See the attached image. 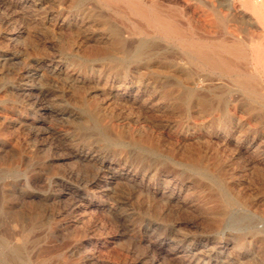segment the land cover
<instances>
[{
    "label": "rangeland",
    "instance_id": "obj_1",
    "mask_svg": "<svg viewBox=\"0 0 264 264\" xmlns=\"http://www.w3.org/2000/svg\"><path fill=\"white\" fill-rule=\"evenodd\" d=\"M247 1L181 14L258 41L264 96ZM176 52L122 3L0 0V264H264V119Z\"/></svg>",
    "mask_w": 264,
    "mask_h": 264
},
{
    "label": "bare ground",
    "instance_id": "obj_2",
    "mask_svg": "<svg viewBox=\"0 0 264 264\" xmlns=\"http://www.w3.org/2000/svg\"><path fill=\"white\" fill-rule=\"evenodd\" d=\"M99 1L110 5L122 3L135 19L139 20L140 23L143 22L147 28L153 31L155 37L167 42L178 43V52H176V58H173L177 60L167 64V68L173 70V74L177 77L189 75L185 69L186 63L199 68L201 71H210L215 75L214 81L212 80L215 83L212 85L214 91L218 90V93L214 94V100L218 105L242 100L246 104L250 117L258 116L260 120L264 119V96L258 92L261 89L259 88V90L257 87L256 79L253 77L254 74L248 73L244 66L246 56L241 44L247 42L245 39L229 38L223 33L219 34L217 28L220 25L214 23V21L215 19H221L219 16H215L213 9L205 14L206 17H210V23H207L206 19L196 21L189 14L186 15L187 21L185 22L181 14L183 11L181 0ZM233 3L234 0H231V4ZM200 5L203 6V3L200 2ZM245 5L247 9L253 8L259 11L264 7V0H249ZM250 18L259 24L258 12L251 15ZM130 33L147 34L138 23L133 24ZM148 40H140L133 50V57H137L144 52ZM257 52L258 50H256ZM262 55L252 57V61L259 65L260 60L264 59V55ZM255 74L264 75V71ZM204 79L206 78L203 77L202 80ZM212 81L208 82L212 83ZM185 89V96L188 100H200V97L191 87ZM222 90H227L228 93L231 92L234 95L233 98H225L223 92L221 93ZM236 92H240L241 97L235 95ZM262 154L264 158V152Z\"/></svg>",
    "mask_w": 264,
    "mask_h": 264
},
{
    "label": "crops",
    "instance_id": "obj_3",
    "mask_svg": "<svg viewBox=\"0 0 264 264\" xmlns=\"http://www.w3.org/2000/svg\"><path fill=\"white\" fill-rule=\"evenodd\" d=\"M249 10V15L246 14L247 12H244V14L242 15V19L247 21L248 23L251 24V28L252 29H257L259 30V33L261 35V37H264V7H262L259 11H256L255 9L251 8V9H247ZM259 13V24H257L256 22L253 21V19H251V15H253L254 13ZM252 37V36H251ZM247 43H255L258 42L254 39H245Z\"/></svg>",
    "mask_w": 264,
    "mask_h": 264
}]
</instances>
